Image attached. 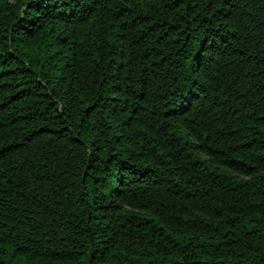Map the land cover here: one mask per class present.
<instances>
[{
	"label": "trees",
	"instance_id": "16d2710c",
	"mask_svg": "<svg viewBox=\"0 0 264 264\" xmlns=\"http://www.w3.org/2000/svg\"><path fill=\"white\" fill-rule=\"evenodd\" d=\"M0 264H264V0H0Z\"/></svg>",
	"mask_w": 264,
	"mask_h": 264
}]
</instances>
